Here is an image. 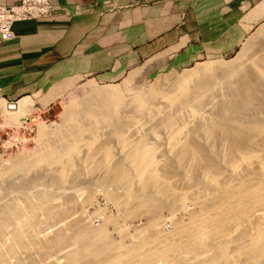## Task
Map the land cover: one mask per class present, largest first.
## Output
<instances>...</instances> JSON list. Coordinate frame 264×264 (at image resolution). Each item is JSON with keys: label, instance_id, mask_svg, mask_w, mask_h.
<instances>
[{"label": "bare ground", "instance_id": "6f19581e", "mask_svg": "<svg viewBox=\"0 0 264 264\" xmlns=\"http://www.w3.org/2000/svg\"><path fill=\"white\" fill-rule=\"evenodd\" d=\"M259 32L264 38V26ZM252 52L196 65L164 89L149 85L134 95L88 82V97L69 107L60 124L38 123V147L9 159L5 171L30 169L31 183L44 185L43 176L59 189L69 178L84 182L89 189L79 207L91 205V193L104 186L122 223L102 212L93 225L81 212L46 241L23 239L25 230L66 210L44 209L50 191L40 186L27 199L23 191L32 184L19 185L30 201L0 207V264L9 262L4 224L19 213L25 217L12 228L8 253L18 247L46 254L68 243L61 264H264V55L260 65ZM4 108L13 125L25 128L19 110L0 103V112ZM74 158L85 172L75 170ZM137 216L146 219L143 226L126 224Z\"/></svg>", "mask_w": 264, "mask_h": 264}, {"label": "crops", "instance_id": "0c3cea01", "mask_svg": "<svg viewBox=\"0 0 264 264\" xmlns=\"http://www.w3.org/2000/svg\"><path fill=\"white\" fill-rule=\"evenodd\" d=\"M51 2L68 15L14 23V39L0 42V103H14L20 122L52 113L69 81L111 85L182 72L233 55L264 23V0Z\"/></svg>", "mask_w": 264, "mask_h": 264}, {"label": "rangeland", "instance_id": "374dc122", "mask_svg": "<svg viewBox=\"0 0 264 264\" xmlns=\"http://www.w3.org/2000/svg\"><path fill=\"white\" fill-rule=\"evenodd\" d=\"M262 26H264V23L255 32H253L249 37H247L243 41L241 46L237 49V51L233 55L226 57V58H219V59H203V60L198 61L195 65H192L187 70L195 67L196 65H202L208 62H211V63L231 62L235 58H237L238 55H240L245 49H250L251 51L253 49V52L250 55L256 58L259 61L260 65H262L260 57L264 55V52L258 51L261 48V47L259 48V45L261 44V42L264 43V38L261 39L262 36H260L259 34L260 33L259 30ZM256 35L260 37H257ZM250 44H253V46L250 47ZM262 48H264V46H262ZM182 72H164L160 74L159 76L155 77L154 79H150L147 81L126 78L118 83L111 84V85L100 84L90 78H81L78 80L69 81V91L66 94V96L55 106L54 111L52 113H47L44 117L38 120L37 119L35 120L34 117H32L31 119L28 118L26 120H22L23 126H25V128L20 127L18 125H17L18 127H16L15 125H13L12 122L8 119L9 116H7V112H6L7 110L5 108L0 112V207L3 204V202L8 203L10 201L9 204L15 205L16 203H19V204L23 203L22 199L26 201H30L31 197L35 196L36 192L38 193L39 190L42 188V190L44 189V190H47L48 192L50 191V198L43 205L45 206L49 204L50 207L48 205L47 208H45L46 206L43 207L44 209L55 207V208H61L64 211L66 210L59 218H56L55 220L48 218L47 222L46 221L44 223L42 222L43 224L41 226L35 227V229L34 228L29 229V231L25 230V233L22 234L23 239H25L26 237L28 239L29 236H33L35 240L37 239L38 241H46L50 239L52 235V231L54 229H59L61 226L67 225L73 219L80 220L81 212L83 213L87 212L86 215L84 214L83 215L88 217L89 222L93 225H96L99 223L98 221L103 217L102 212H105L104 213L105 215L109 214L110 216H113L116 218L118 217V224L120 225L122 223V221L119 220L120 216L117 215L119 212H118V207L116 206V203L113 202L112 199L104 198V186L101 189L98 188L97 190H95L93 194L91 193L89 200H91L92 202L90 201L91 205L88 204L89 207L88 206L79 207V203L82 200V195L85 194L89 189L88 184L84 182L80 183L77 180L71 182L72 179L69 178V180L65 184L64 189L62 188L59 189L58 185L56 186L58 189H56V187H53L51 184L48 185L47 177L44 180L43 176H38V178H41L42 182H44L45 187L42 183L41 184H38V183L36 184V182L31 183L33 182V180L36 179V177L33 176L31 172L32 170L30 169L16 170V168L15 169L8 168L9 170L5 171L7 168V163L9 162L8 161L9 159H16L17 157H20L22 154L29 155L30 153H33L35 149L38 147V145L40 144V141L38 139V134H37V124L38 123H42L44 125H48L50 123H55L56 125L60 124L61 116L64 115L65 112L68 111L69 107L80 106L83 103V101H85V99L88 97V91L87 89H85L86 88L85 84L88 82H92L96 86H99V87L115 86L121 89L123 91V94L125 95H134V94L140 93L145 88L150 87V86L157 87L158 89H162V88L164 89L166 86L173 83L179 77V75L182 74ZM4 141H8V142H4ZM111 145H115V144L112 143ZM78 148L79 147H77V151L83 154L84 150L78 149ZM120 153L123 154L124 152H120ZM156 159L158 160L159 157L158 158L156 157ZM73 160L75 162V170L78 173L85 172L84 171L85 168H82V163H79V159L74 158ZM175 179H179V175H176ZM22 184H26V185L32 184L30 188H28L27 186L26 189L23 191L25 194H27L26 195L27 199L28 197L30 198L29 200H27L24 194L20 193L19 191L20 187L18 186ZM40 186L41 188H39ZM113 189L114 188L108 184L107 186H105V190L108 192H112ZM14 200H16L15 203H14ZM27 209L28 208H26L25 210ZM88 213H90L92 216ZM24 217H25L24 215L22 216L19 213V215H16L15 217H13L12 220L4 224L5 225L4 229H5L6 234H4L3 238L5 237L6 238L5 239L2 238V239L4 240L5 246H6L5 248L6 250H4V252H5V257L7 258L6 262L9 261L7 264H14V263L15 264H45V263L48 264L49 260L54 261L57 264H61V261H62L60 259L61 255L69 251L71 248L70 244L68 245V243H62L58 248H56L55 250L51 252L50 250H46L47 252L46 254H41L40 252H38V250H29L28 252H24L22 249L18 247L13 248L12 253L11 252L8 253V248H10V242H11L9 238H11L10 236L13 230L12 228L14 227V225L16 226L19 225V222L21 224ZM32 218H33V215L30 216V222L33 224L34 221H31ZM94 220L95 221L98 220L97 223L94 222ZM48 221H51V222H48ZM145 222H146V219L144 217L137 216L133 218L131 221H128L126 224L130 227L131 226L141 227L145 224ZM165 224H166L164 226V228L166 227L165 230H170L171 228L170 224L169 223H165ZM108 228H109L108 232L112 233L113 231L111 230L113 229V227L111 228V226H108ZM130 231L131 230H129V232ZM69 232H70V228L68 227L65 230V233H69ZM110 238H113L115 240L117 239L115 235L111 236ZM69 239L74 240L72 237H70ZM6 240H8L9 243ZM34 246L35 245H33V247ZM55 257H59V258L57 259ZM45 259H47V261Z\"/></svg>", "mask_w": 264, "mask_h": 264}, {"label": "built area", "instance_id": "2783aa9c", "mask_svg": "<svg viewBox=\"0 0 264 264\" xmlns=\"http://www.w3.org/2000/svg\"><path fill=\"white\" fill-rule=\"evenodd\" d=\"M138 2L139 0H135L136 4ZM59 15L67 16L68 12L52 4L51 0H19L14 5L0 3V42H9L14 39L12 31L14 23L51 19Z\"/></svg>", "mask_w": 264, "mask_h": 264}, {"label": "water", "instance_id": "95a60500", "mask_svg": "<svg viewBox=\"0 0 264 264\" xmlns=\"http://www.w3.org/2000/svg\"><path fill=\"white\" fill-rule=\"evenodd\" d=\"M7 108L8 109H15V104L14 103H9L8 105H7Z\"/></svg>", "mask_w": 264, "mask_h": 264}]
</instances>
